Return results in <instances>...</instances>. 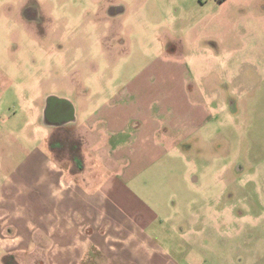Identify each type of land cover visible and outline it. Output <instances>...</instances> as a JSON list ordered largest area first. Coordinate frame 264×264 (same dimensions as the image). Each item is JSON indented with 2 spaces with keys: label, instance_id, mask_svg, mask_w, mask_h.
Here are the masks:
<instances>
[{
  "label": "rangeland",
  "instance_id": "1",
  "mask_svg": "<svg viewBox=\"0 0 264 264\" xmlns=\"http://www.w3.org/2000/svg\"><path fill=\"white\" fill-rule=\"evenodd\" d=\"M234 3L0 0V194L36 150L62 166L71 156L84 159L73 151L91 146L90 115L106 113L102 106L135 79L142 88L153 75L178 92L190 73L210 119L201 129L169 131L166 152L140 158L143 171L128 188L159 215L152 235L174 256L183 253L191 264H256L264 257V69L235 71L223 61L226 70L214 71L213 37L231 33ZM28 9L36 11L37 24L28 23ZM53 97L50 106L58 98L72 101L80 132L56 145L42 118ZM174 107L183 111L182 104ZM51 146L63 152L56 157ZM103 157L109 162L90 151L96 171ZM11 222L7 209L0 210V264H16L5 249L17 230ZM24 251L21 244L17 253L30 260Z\"/></svg>",
  "mask_w": 264,
  "mask_h": 264
},
{
  "label": "crops",
  "instance_id": "2",
  "mask_svg": "<svg viewBox=\"0 0 264 264\" xmlns=\"http://www.w3.org/2000/svg\"><path fill=\"white\" fill-rule=\"evenodd\" d=\"M236 1L229 19L231 33L213 37L215 72L225 68L223 61L235 71L264 69V0ZM151 76L146 77V87L141 88L137 78L114 102L104 104L106 113L90 115L86 138L91 146L73 151L84 154L85 160L79 157L62 166L46 150H36L14 168L8 190L0 194V210L7 209L11 223L16 222V234L5 247L16 264H30L31 259L39 264V258L40 264H191L181 258L183 253L174 256L154 239L159 215L128 185L143 171L140 158L166 152L173 141L169 131L201 129L210 115L202 93L190 85L195 78L190 73L178 92L170 82ZM143 103L148 104L146 112L140 110ZM175 104H182L183 111H175ZM217 119L214 116L215 123ZM90 151L103 152L109 162L103 164L105 157L100 158L102 167L96 171ZM159 158L148 161V167ZM102 176L113 177L104 182ZM21 244L24 254L32 255L30 260L17 253ZM256 264H264V257Z\"/></svg>",
  "mask_w": 264,
  "mask_h": 264
},
{
  "label": "flooded vegetation",
  "instance_id": "3",
  "mask_svg": "<svg viewBox=\"0 0 264 264\" xmlns=\"http://www.w3.org/2000/svg\"><path fill=\"white\" fill-rule=\"evenodd\" d=\"M33 11V12H32ZM30 14H33L31 16ZM25 17L28 23L37 24L40 21L36 11L28 9L25 12ZM51 99H56V97L50 98L47 102V107L43 111V123L49 127V137H53L52 141L55 142L54 145L62 144V141H67L68 135L71 134L77 125L75 117V108L70 99H59L55 106H50ZM55 147H50L49 152L59 156L63 151L61 149H54ZM76 157L71 156L69 160L75 162ZM70 162V163H72Z\"/></svg>",
  "mask_w": 264,
  "mask_h": 264
}]
</instances>
